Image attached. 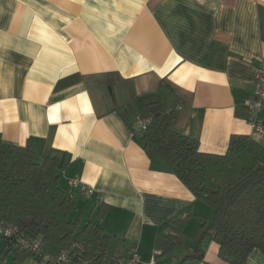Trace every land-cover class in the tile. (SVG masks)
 <instances>
[{
  "label": "crops",
  "instance_id": "crops-1",
  "mask_svg": "<svg viewBox=\"0 0 264 264\" xmlns=\"http://www.w3.org/2000/svg\"><path fill=\"white\" fill-rule=\"evenodd\" d=\"M262 65L264 0H0V140L39 158L67 155L60 172L76 198L73 218L98 222L107 206L100 224L115 264L133 250L142 264H180L197 249L204 260L185 264H228L210 237L197 242V217L211 220L213 210L148 158L119 112L98 116L85 81L132 79L140 98L176 112L174 128L202 153L224 155L234 135L264 146L245 107ZM74 181L94 194L82 197ZM189 212L185 247L157 255V236ZM246 264H264V255L254 251Z\"/></svg>",
  "mask_w": 264,
  "mask_h": 264
},
{
  "label": "trees",
  "instance_id": "trees-1",
  "mask_svg": "<svg viewBox=\"0 0 264 264\" xmlns=\"http://www.w3.org/2000/svg\"><path fill=\"white\" fill-rule=\"evenodd\" d=\"M86 87L99 117L119 112L135 128V118L143 115L152 123L141 135H135L150 160H159L194 195L213 210L211 220L197 217L201 228L198 245L210 237L219 245V256L228 264H246L254 251L264 255V146L247 135H234L224 155L202 153L199 142L174 128L176 112H166L152 97H139L132 79L116 72L86 78ZM136 132V130H135ZM67 155L51 150L39 158L30 147L6 144L0 140V227L12 228L17 237L6 239L14 252L13 264L31 258L36 263L68 250L67 264H111L107 255L112 240L101 226L107 213L102 204L98 222L82 225L81 216L73 218L76 198L62 185L60 170ZM192 214L174 217L166 232L156 238L157 255H170L184 248L189 237L186 227ZM20 240L41 245L36 255ZM197 249L180 264L203 261ZM0 264H8L6 258Z\"/></svg>",
  "mask_w": 264,
  "mask_h": 264
},
{
  "label": "built area",
  "instance_id": "built-area-1",
  "mask_svg": "<svg viewBox=\"0 0 264 264\" xmlns=\"http://www.w3.org/2000/svg\"><path fill=\"white\" fill-rule=\"evenodd\" d=\"M256 81L258 83V89L253 96L247 99L245 107L248 112V122L252 125L254 132L258 135H264V65L260 67L257 72ZM182 107H179L181 109ZM152 118L137 115L135 118V130L138 136H141L151 125ZM73 187L79 189V193L82 197H91L94 194V189L80 184L78 181L73 182ZM0 235L10 238L17 237V231L12 228L0 227ZM22 246L26 247L32 253L39 255L42 253V248L39 243L20 240ZM68 250L63 251L59 255L49 257L48 260L51 264H67L68 263ZM127 264H142L136 250H133L132 257ZM146 264H155L154 261Z\"/></svg>",
  "mask_w": 264,
  "mask_h": 264
},
{
  "label": "rangeland",
  "instance_id": "rangeland-1",
  "mask_svg": "<svg viewBox=\"0 0 264 264\" xmlns=\"http://www.w3.org/2000/svg\"><path fill=\"white\" fill-rule=\"evenodd\" d=\"M212 209V208H211ZM212 216H213V211H212ZM83 221L86 222L88 221V215H83ZM7 240L0 238V259L6 258L8 264H13V259H14V252L8 251L7 247ZM34 262L31 258L27 259L23 264H30ZM35 264H46V263H36Z\"/></svg>",
  "mask_w": 264,
  "mask_h": 264
}]
</instances>
